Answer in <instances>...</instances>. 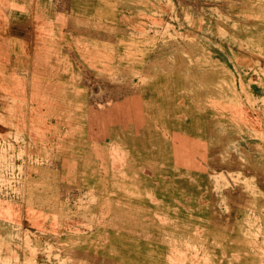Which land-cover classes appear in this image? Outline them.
<instances>
[{"label":"rangeland","instance_id":"1","mask_svg":"<svg viewBox=\"0 0 264 264\" xmlns=\"http://www.w3.org/2000/svg\"><path fill=\"white\" fill-rule=\"evenodd\" d=\"M0 264H264V0H0Z\"/></svg>","mask_w":264,"mask_h":264}]
</instances>
